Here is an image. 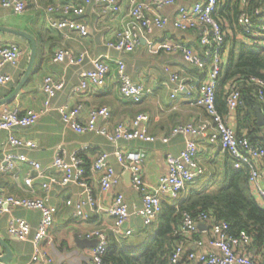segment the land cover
<instances>
[{
    "label": "crops",
    "instance_id": "0c3cea01",
    "mask_svg": "<svg viewBox=\"0 0 264 264\" xmlns=\"http://www.w3.org/2000/svg\"><path fill=\"white\" fill-rule=\"evenodd\" d=\"M25 1L26 10L19 15L0 6V27L25 32L35 39L37 45L35 65L18 95L10 102L0 104V112L4 109L12 110L17 105L22 111L33 110L38 112L43 110L46 95L42 86L45 78H50L55 82H63L64 89L55 94V97L51 99L50 107L39 116L33 125L26 128H14L11 133L0 131V165L3 164L5 153L11 151L15 154L25 155L28 159L38 163L43 169L42 174L44 176L37 178L36 172L28 164L18 163L13 171L0 174V193L5 197L16 199L47 197L50 204L56 207L57 213L49 234L40 244V257L37 262L32 261L34 253L32 233L26 240L19 241L8 234L7 227L11 218H20L29 223L33 231L38 225V212L14 209L9 213L1 214L0 238L12 252L8 264H92L91 257L94 248L80 249L76 246L74 238L77 236L79 239H85V235L90 231L99 228L108 229L111 227L112 219L105 214L95 216L86 209L87 219L73 216L77 205L85 200V191L78 184L70 183L65 187L53 185L48 192L41 188V183L46 181V178L49 176L58 178L60 175L51 168L58 148L65 151L66 159L69 160V156L80 147H89V150L81 154V157L85 161L84 155L89 161L88 168L85 163L87 175L85 180L90 185L92 196L97 203L107 207L115 192L123 195L130 216L122 228L123 235L116 239L119 243L134 246L144 244L154 235L158 223L156 220L152 226L144 227L141 219L134 214L135 210L141 206L140 195L131 187L128 172L122 171L112 156L109 158V163L116 174L120 175V183L114 191L106 193L100 191L97 185L99 175L90 172V168L95 157L102 152H112L114 144L109 143L106 138L96 133L77 134L64 126L57 112L58 107L64 105L73 108L81 105V112L78 115L80 123L86 122L91 110L106 107L110 111L111 117L106 121L99 120L97 125L105 128L108 132H112L118 124H130L131 120L139 114L148 116L147 130L152 137L156 138L155 142H120L119 147L143 152V178L150 189L157 185L161 176L168 173L165 156L167 154L178 155L184 149L187 141H194L197 147V160L203 169V174L199 177L200 180L197 181L199 178L195 179L184 191L202 189L212 186L214 182L217 184L223 182L230 176L229 169L232 160L227 153L221 150L218 144L208 142L207 137L210 132H207L206 136L203 137L172 135L174 128L178 125L196 126L209 121L204 110L191 104L190 101L195 97L199 85L206 80L209 70L188 64L177 53L149 56L145 41H142L141 45L130 54L119 53L107 46L108 43L114 42L116 33L121 26L129 21V0H117L119 11L116 14L103 12L100 5L86 7L84 15L79 19L88 28V35L84 38L75 32H70L65 37L63 32L50 27L46 15V10L50 7L77 4L81 0ZM180 2L178 0L177 4L179 5ZM164 12L171 17L174 9H166ZM19 16H21L20 19L13 20ZM55 17L60 18V15L56 14ZM175 36L178 38V43L196 54L202 53V48L198 46V39L194 32L175 33L168 28L167 31L155 32L150 37L154 40H175ZM237 38L245 44L249 42V39L242 34L238 35ZM19 39L23 42H20ZM6 44L16 45L21 54L14 64H5L0 70V75L11 77L8 84L0 85V101L7 98L19 83L26 70L31 51L30 44L23 38L0 32V47ZM59 49L70 51L77 60L83 55L82 61L77 65L53 63V55ZM95 59H101L108 66V74L103 85L94 86L87 82L88 88L84 92H75L73 88L78 86L83 79L82 73L92 69V62ZM116 59L124 61L126 72L134 83L150 90V94L141 102L135 103L120 95ZM164 67H169L171 71L177 72L185 87L182 92L176 94L174 99L171 97L174 85L168 82ZM259 110L261 112L260 108ZM223 120L236 134L237 120L235 115L227 114ZM10 134L21 142L33 143L35 147L10 148L8 146ZM256 137L258 144L264 146V128L257 133ZM163 139H166L165 142ZM258 168L264 170V161L258 165ZM27 175L34 177L30 188L24 184V178ZM259 184L262 186L263 180ZM249 189L259 203L257 191L250 185ZM181 194L177 200L182 199L184 194ZM68 200L71 201L70 206L65 204ZM170 200L169 197L165 196L161 202L173 203ZM197 229L198 233L193 236L192 245L186 246L184 255L191 252L206 253L212 250L208 246L209 227L200 223L197 225ZM194 241H202V247H197ZM249 245L238 247L236 253L248 255L257 260L258 263L264 264V258L257 256L255 250L248 248ZM4 253L5 251L0 245V256ZM47 259L50 260V263H46ZM0 264L4 263L0 262Z\"/></svg>",
    "mask_w": 264,
    "mask_h": 264
},
{
    "label": "built area",
    "instance_id": "2783aa9c",
    "mask_svg": "<svg viewBox=\"0 0 264 264\" xmlns=\"http://www.w3.org/2000/svg\"><path fill=\"white\" fill-rule=\"evenodd\" d=\"M129 0L130 10L129 21L124 23L116 33L114 42L107 44L109 49H113L122 54L133 53L145 41L147 53L151 56L160 54H180L184 61L198 68H205L207 59H211L209 72L206 80L197 89L196 95L191 99V104L198 106L208 115L209 121L202 122L196 126L178 125L174 128L172 135H188L194 137L206 136L210 144H218L221 150L231 158L234 169L246 167L248 169V183L257 191L258 202L264 207V170L258 168L264 161V148L259 144H252L246 136L241 138L231 130L222 117L218 114L215 106V89L220 74L222 58L220 55L224 44L225 32L217 16V0ZM252 0H240V14L237 23L241 25L244 35L249 39V45H258L259 39H264V25L255 28L247 14V7ZM100 5L103 12L116 14L119 11L117 0H81L77 4H69L62 7H50L46 10L47 20L52 29L61 31L67 37L70 32L77 33L80 37L88 35L87 25L79 19L84 15L86 7ZM0 6L9 9L16 15L24 13L26 10L25 0H0ZM173 8V16L164 12ZM59 14L60 18L55 15ZM170 28L175 33L194 32L198 39V44L202 48L203 55L194 53L186 46L170 39L154 40L150 36L155 32L167 31ZM21 52L14 44H6L0 47V70L5 64H14ZM82 56L75 59L70 51L59 49L52 58L53 63H66L67 65H77L82 61ZM116 73L119 84L120 95L135 103L141 102L150 94V90L140 84L134 83L126 72V66L122 59H116ZM92 69L82 73L83 79L78 86L74 87L75 92H84L87 82L94 86H102L108 74V66L101 60L95 59L92 62ZM164 72L168 76V82L174 85L171 95L172 99L176 94L182 92L185 87L179 74L171 71L169 67H164ZM11 81L8 75H0V85H6ZM249 82L257 87V99L261 106V114L264 118V81L257 78L249 79ZM43 91L46 95L44 108L41 111L24 110L17 105L12 110H2L0 112V131L11 133L14 128H26L33 125L39 116L50 107L51 99L55 94L64 89L63 82H55L50 78L43 81ZM187 93V92H186ZM188 94V93H187ZM189 95V94H188ZM240 93L237 89H229L226 99L227 113L234 115L240 105ZM81 105L73 108L60 106L57 109L64 126L73 130L77 134L96 133L114 144V150L110 153L102 152L98 154L90 168V172L97 173V185L101 192L114 191L120 183V175L116 174L114 168L109 163L112 156L122 171L130 175L131 187L140 195L141 206L134 212L138 216L144 227H150L157 220L161 213V201L167 196L171 200H177L182 191L191 185L195 179L203 174L197 160V147L194 141H187L184 149L178 155L167 154L165 163L168 173L158 179L157 185L149 188L143 178V158L144 154L140 150L122 149L120 142L142 141L155 142L147 130L149 122L148 116L139 114L131 120L130 124H118L112 132L105 128L98 127L99 120L106 121L111 117L110 111L106 107L93 109L89 112L85 123L78 121L81 112ZM264 126V125H263ZM166 139H163L165 142ZM10 148L29 147L34 148L31 142H21L12 134L8 138ZM87 146L80 147L77 151L66 159V153L58 148L51 163V168L60 173L58 178L49 176L41 183V188L48 192L53 185L65 187L70 183L78 184L85 191V200L76 207L74 217L87 219L85 212L89 210L93 215L105 214L112 219L111 227L108 229L99 228L90 231L85 235V239H96L97 245L92 251V264H102L109 237L114 239L123 235L122 228L128 220L130 214L124 197L120 193H114L110 204L105 207L95 201L92 196L90 185L86 182L85 161L81 154L87 152ZM18 163L28 164L35 171V176L42 178L43 169L40 165L25 155L15 154L11 151L4 155L3 164L0 165V174L13 171ZM34 177L27 175L24 184L32 186ZM71 205L68 200L65 203ZM14 209H25L39 213V221L35 230L25 220L11 218L8 222L7 232L11 237L19 241L26 240L32 233L34 253L32 261L37 262L40 257V244L47 237L53 226L57 213L56 207L50 204L47 197L32 199H16L5 197L0 193V215L9 213ZM203 223L209 227L208 246L210 252L188 253V261L191 264H260L248 255H238L236 249L240 246H248L250 238L246 235L234 237L229 234V225L224 222L212 223L207 214L201 213L196 218L188 214L183 215L180 224V241L174 248L170 261L172 264L178 263L184 254L187 245H192L193 236L198 233L197 225ZM197 247H202V241H194ZM193 243V244H194ZM46 263H50L47 259Z\"/></svg>",
    "mask_w": 264,
    "mask_h": 264
},
{
    "label": "trees",
    "instance_id": "16d2710c",
    "mask_svg": "<svg viewBox=\"0 0 264 264\" xmlns=\"http://www.w3.org/2000/svg\"><path fill=\"white\" fill-rule=\"evenodd\" d=\"M217 1V16L226 35L220 52L222 64L215 89L216 110L222 119L226 117L229 89H237L241 100L234 113L237 120L236 136H246L252 144H258L256 135L264 127L256 123L255 110L261 106L257 99V87L249 79L264 81V39H259L258 45L245 44L239 40L238 35L247 37L237 23L240 0ZM247 14L256 29L263 26L264 0H252L247 7ZM174 41L178 42V38ZM198 46L200 47L199 44ZM210 62L211 59H207L205 70H209ZM83 157L88 168L89 161L84 155ZM230 164V176L223 182L217 184L213 181L212 186L183 191L181 200L161 203L157 229L144 244L122 245L123 243L110 236L102 264H172L170 258L180 241L179 230L183 215L196 218L201 213L207 214L212 223H227L229 234L234 237L249 236L251 243L248 248L264 258V207L257 203L250 192L248 169H234L232 161ZM187 257V254H183L176 264H191Z\"/></svg>",
    "mask_w": 264,
    "mask_h": 264
},
{
    "label": "water",
    "instance_id": "95a60500",
    "mask_svg": "<svg viewBox=\"0 0 264 264\" xmlns=\"http://www.w3.org/2000/svg\"><path fill=\"white\" fill-rule=\"evenodd\" d=\"M0 32L9 33V34H12L14 36H18L20 38H23L31 46L29 61H28L26 70H25L22 78L20 79L19 83L14 88V90L10 93V95L7 98H5L4 100L0 101V104H5V103H8L11 100H13L18 95V93L21 91L24 84L27 82L29 76L31 75V72H32L33 67L35 65V60H36V55H37V45H36L35 39L31 35H29L25 32L7 29L4 27H0ZM255 111H256V123L258 126L262 127L264 125V118H263L259 108H256ZM74 242H75L76 246L80 249L95 248L97 245L96 239H93V240L79 239L77 236L74 238ZM0 245L5 251L4 255L0 256V262L4 263V264H8L11 260L12 252L10 251L8 246L3 242V240L1 238H0Z\"/></svg>",
    "mask_w": 264,
    "mask_h": 264
},
{
    "label": "rangeland",
    "instance_id": "374dc122",
    "mask_svg": "<svg viewBox=\"0 0 264 264\" xmlns=\"http://www.w3.org/2000/svg\"><path fill=\"white\" fill-rule=\"evenodd\" d=\"M20 18H21V16H19L18 18L15 17V18H13V20H17V19H20ZM23 19H24V18H23ZM16 41H17V40H16ZM19 41H20V42H23V40H21V39H19ZM149 56H150V55H149ZM150 231H151L150 233H152V230H150Z\"/></svg>",
    "mask_w": 264,
    "mask_h": 264
}]
</instances>
